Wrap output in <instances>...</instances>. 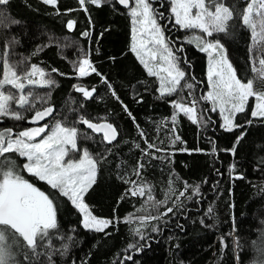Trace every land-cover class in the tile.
Listing matches in <instances>:
<instances>
[{
	"label": "trees",
	"instance_id": "1",
	"mask_svg": "<svg viewBox=\"0 0 264 264\" xmlns=\"http://www.w3.org/2000/svg\"><path fill=\"white\" fill-rule=\"evenodd\" d=\"M232 2H237L238 7L244 6V0H229V3ZM161 3L165 4L164 8L160 7ZM5 7L9 20H19L20 23L8 27L0 25V55H3L8 42V60L17 65L18 72L36 64L51 74L56 85L51 89L37 87L34 91L40 95L51 92L49 103L44 106L54 107V117L62 121L66 118L69 124L76 121L79 115H85L94 122L106 119L119 132L117 141L108 145L100 143L101 136L84 125H75L93 137L87 140L80 138L78 144L88 148L93 155L99 153L106 157L99 164L96 183L85 195V203L95 216L112 220L113 226L105 230L110 233L108 235L85 230L80 214L66 198L61 197L57 217L60 232L72 239L52 241L56 248L64 243L68 245L65 255L61 256L58 252L53 255L55 264H257L259 253L256 245L264 233V121L253 119L249 125L246 120L251 118L250 112L239 114L237 122L244 124V128L225 132L218 112L208 111L210 105L200 101L199 108L208 120L207 124L194 125L181 114L175 133L169 132L171 123L160 122L170 119L173 109L167 101L176 97L158 99L156 78L147 75L129 50L132 25L127 10L117 0H110L102 7L87 5L88 13L80 10L78 0H58L55 9L41 0H10ZM154 7L165 12V20L161 24H166V0H155ZM70 20L75 21L72 30L67 28ZM165 35L174 48L183 47L184 51L177 54L188 61L181 66L187 73L186 80L195 87L184 90L185 102L190 101L192 96L205 95L206 54L194 45L186 44V33L178 30V26L168 25ZM13 38L18 43H11ZM221 42L238 76L250 77L249 33L243 28H236L231 37L221 34ZM39 47L42 50L32 55ZM84 56L107 79L120 101L127 105L149 142L166 149V152L154 153L164 159L142 155L140 149L146 145L135 124L101 82L100 76L92 73L77 78L73 63ZM26 57L25 63H19ZM52 69L58 72H52ZM76 84L89 90L95 88L93 99L85 100L81 93L74 90ZM6 90L15 92L14 89ZM190 91L192 96H189ZM249 103L253 104L254 99H250ZM40 107L41 104H37V108ZM31 115L30 112L25 113L27 118ZM4 119L0 128L11 127L18 132L33 126L27 123V119ZM241 132H244V138L235 145L233 155L226 150L233 147ZM174 135H178L183 143L177 141L173 146L171 138ZM194 149L202 151H192ZM138 159L144 164L142 178L152 186L157 200L164 199L170 177L176 195L184 190L185 182L190 186L199 185L200 194L193 196L192 187H189L179 201H176V195H172L167 205L159 209L146 206V197L125 196L130 185L124 183L121 177L130 176L139 182L140 178L131 175ZM17 162L22 164V158H17ZM233 166L235 171L230 175L229 169ZM22 174L41 190L50 191L45 183L27 173ZM235 176H242L243 179H234ZM122 196L125 198L121 199ZM189 196L191 199L187 198ZM210 206L213 208L211 217L207 214ZM142 207L146 210L138 211ZM166 207H173V211L140 228L143 240L135 235L134 229L140 227L136 218L155 216L164 212ZM129 215H133L131 224L124 222ZM153 227L158 231H153ZM235 241L239 242V247ZM129 244L136 247L129 249ZM128 256L132 259H125ZM20 257L22 264H32V261L48 264L46 256H40L38 261L35 257L31 261L25 260L23 254Z\"/></svg>",
	"mask_w": 264,
	"mask_h": 264
},
{
	"label": "snow or ice",
	"instance_id": "2",
	"mask_svg": "<svg viewBox=\"0 0 264 264\" xmlns=\"http://www.w3.org/2000/svg\"><path fill=\"white\" fill-rule=\"evenodd\" d=\"M45 5L57 8L58 0H41ZM110 0H78L80 10L88 13L87 5L102 7ZM118 4L127 10V15L131 21V43L130 51L134 54L138 62L143 66L149 77H155L158 82V99L165 97H176L167 101L173 109L169 120L161 121V124L171 123L169 132L175 133V126L179 122L182 114L192 124L200 126L206 125L208 120L199 108L200 101L210 105L208 111L218 112L225 132H233L237 128H244V124L237 122L239 114L249 113L250 119L247 124H252L253 119L264 121V0H244V6L238 7L237 2L229 3V0H166L167 23L165 12L154 7L155 0H117ZM10 0H0V25L19 24V20H9L5 6ZM165 7L164 3L160 4ZM72 11V10H69ZM57 14L59 12L57 11ZM89 23L91 19L89 17ZM168 25L178 26V30L186 33L184 42L205 53L207 56V92L199 97L189 96L192 99L185 102L184 90H193L195 85L186 80L187 73L181 66L188 63L177 54L184 51L183 47L174 48L172 41L165 35ZM75 21H69L67 28L72 30ZM243 28L249 33V63L252 75L248 78H241L237 74V69L233 66L227 55V49L221 42V34L231 37L233 30ZM83 35L87 36L88 33ZM11 43H18L13 38ZM9 43H5V51L0 55V118H7L14 121H23L31 125L20 131L13 128H0V264H20L17 256L23 254L25 260H32L35 257L38 261L40 256H46L48 264H55L52 257L57 252L63 256L67 252L68 245L64 243L60 248H56L52 241L60 239L62 241L71 240V236H66L60 232L58 221V209L61 197L66 198L82 217V227L85 230L96 233H107L105 230L113 226V221L107 218L95 216L84 197L92 186L96 183L99 172V164L106 157L99 153L93 155L88 148H82L78 144V139H93L87 132L76 127L82 124L92 133L101 136L100 143L111 145L117 141L119 132L112 123L96 122L79 115L76 121L71 124L57 120L53 113L52 106H44L49 103L51 92L40 95L34 91L35 88L51 89L56 85V81L51 78V74L36 64H32L23 71L17 70V65L8 60ZM42 47L37 48L32 55H37ZM24 61L19 63H25ZM73 71L77 78H84L92 73L101 77L111 91V95L121 103L124 112L132 119L139 136L146 145L140 149L143 156L151 159H164L163 156H156L154 153L166 152L157 146L155 142H149L146 133L136 124L135 117L129 111L127 105L120 101L111 84L93 66L86 57L80 58L73 63ZM52 72H58L52 69ZM63 75V74H61ZM194 79V77L192 78ZM29 89L25 91V89ZM74 90L81 93L85 100L93 99L95 88L89 90L81 84L73 86ZM6 89H14L15 92ZM254 99L250 105L249 101ZM139 102V101H138ZM37 104H41L37 108ZM83 107V104L80 105ZM32 113L30 118L25 113ZM52 117L51 122L40 124ZM2 122V119H0ZM159 130V127L158 129ZM244 138L241 132L235 139V143L230 151L235 155V145ZM177 141H181L178 135L171 138L174 146ZM163 143V141H161ZM140 148L139 144H136ZM188 151L187 149H184ZM107 151H111L108 149ZM192 151H202L194 149ZM216 151L213 143V153ZM99 157V158H98ZM17 158H22L23 163L17 162ZM144 164L138 159L131 175L139 179L133 180L123 178V182L129 184L125 196L145 198L146 206L159 209L166 206L168 199L176 195L173 180L170 177L168 189L163 200H157L153 195L152 186L143 180L142 171ZM235 171L234 166L229 169V174ZM22 173H27L36 180L49 186L50 191L45 192L30 182ZM234 179H243L242 176H235ZM192 187V195L200 194L199 185L190 186L185 182L184 190L176 195V201L185 196L188 188ZM125 197L122 196L121 199ZM191 199V196L187 197ZM175 201L173 205L175 206ZM146 210L145 207L138 211ZM173 211V207H166V210L157 215L140 216V227L134 229L135 235L141 240L144 239L141 227H146L152 220H160L163 216ZM207 214L213 215V208L210 206ZM127 224L133 222V215H129L124 221ZM203 223V221H201ZM264 223V221H262ZM153 231L158 228L153 227ZM74 232L75 229H72ZM221 244H224L221 238ZM239 247V242L235 241ZM135 244H129L128 248H135ZM259 259L257 264H264V233H262L259 243L256 245ZM31 252V257L29 256ZM125 259L131 260L128 256ZM35 264V261H32Z\"/></svg>",
	"mask_w": 264,
	"mask_h": 264
},
{
	"label": "water",
	"instance_id": "3",
	"mask_svg": "<svg viewBox=\"0 0 264 264\" xmlns=\"http://www.w3.org/2000/svg\"><path fill=\"white\" fill-rule=\"evenodd\" d=\"M123 7V6H122ZM53 116H54V113H53ZM50 120H52V117H49L48 119H47V121H41L40 122V124H43V123H46V122H49ZM34 127H36V126H39V125H33ZM91 131V130H90ZM97 135V134H96ZM115 142V141H114ZM113 142V143H114Z\"/></svg>",
	"mask_w": 264,
	"mask_h": 264
},
{
	"label": "rangeland",
	"instance_id": "4",
	"mask_svg": "<svg viewBox=\"0 0 264 264\" xmlns=\"http://www.w3.org/2000/svg\"><path fill=\"white\" fill-rule=\"evenodd\" d=\"M88 59H89V58H88ZM207 90H208V89H207ZM250 99H251V98H250ZM0 119H1V118H0ZM21 259H22V258L20 257V255H18V256H17V260L20 262V264H22Z\"/></svg>",
	"mask_w": 264,
	"mask_h": 264
},
{
	"label": "flooded vegetation",
	"instance_id": "5",
	"mask_svg": "<svg viewBox=\"0 0 264 264\" xmlns=\"http://www.w3.org/2000/svg\"><path fill=\"white\" fill-rule=\"evenodd\" d=\"M1 119H2V122H0V123H3L5 119H4V118H1ZM31 127H34V126H31ZM32 183H33V182H32Z\"/></svg>",
	"mask_w": 264,
	"mask_h": 264
}]
</instances>
